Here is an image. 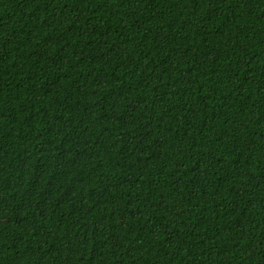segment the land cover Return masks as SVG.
<instances>
[{"label":"trees","instance_id":"1","mask_svg":"<svg viewBox=\"0 0 264 264\" xmlns=\"http://www.w3.org/2000/svg\"><path fill=\"white\" fill-rule=\"evenodd\" d=\"M0 264H264V0H0Z\"/></svg>","mask_w":264,"mask_h":264}]
</instances>
